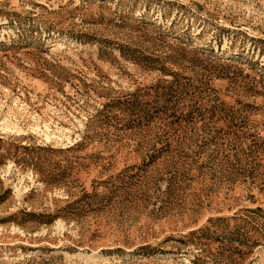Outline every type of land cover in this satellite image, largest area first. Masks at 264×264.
I'll list each match as a JSON object with an SVG mask.
<instances>
[{"label":"rangeland","instance_id":"rangeland-1","mask_svg":"<svg viewBox=\"0 0 264 264\" xmlns=\"http://www.w3.org/2000/svg\"><path fill=\"white\" fill-rule=\"evenodd\" d=\"M0 264H264V0H0Z\"/></svg>","mask_w":264,"mask_h":264}]
</instances>
